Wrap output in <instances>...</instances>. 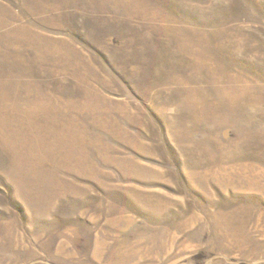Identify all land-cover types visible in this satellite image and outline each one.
<instances>
[{
	"label": "rangeland",
	"instance_id": "1",
	"mask_svg": "<svg viewBox=\"0 0 264 264\" xmlns=\"http://www.w3.org/2000/svg\"><path fill=\"white\" fill-rule=\"evenodd\" d=\"M0 264H264V0H0Z\"/></svg>",
	"mask_w": 264,
	"mask_h": 264
}]
</instances>
